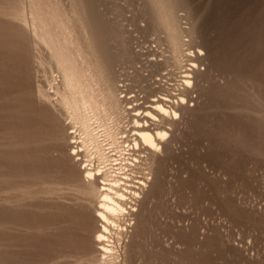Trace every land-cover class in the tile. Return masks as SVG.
<instances>
[{"label": "rangeland", "instance_id": "obj_1", "mask_svg": "<svg viewBox=\"0 0 264 264\" xmlns=\"http://www.w3.org/2000/svg\"><path fill=\"white\" fill-rule=\"evenodd\" d=\"M83 1L100 19L116 68L142 67L155 77L134 89L148 100L160 95L154 82L166 70L146 64L171 52L148 1ZM176 1L183 26L195 24L192 50L207 53L194 58L205 68L196 106L169 131L175 143L143 194L142 215L110 227L115 249L103 258L93 245L98 197L81 191L68 135L58 140L63 129L52 125L64 110L36 97L38 85L52 93L59 73L36 62L46 49L4 13L26 0H0V264H264V0ZM180 75L161 87L178 92ZM88 151L83 161L96 159Z\"/></svg>", "mask_w": 264, "mask_h": 264}, {"label": "bare ground", "instance_id": "obj_2", "mask_svg": "<svg viewBox=\"0 0 264 264\" xmlns=\"http://www.w3.org/2000/svg\"><path fill=\"white\" fill-rule=\"evenodd\" d=\"M147 1L157 29L166 34L171 52L165 60L152 59L146 64L153 73L166 70L154 82L161 94L150 100L145 91L134 88L155 75L146 77L142 67L134 72L116 68L108 58L107 40L100 19L92 17L94 11L83 0H26L29 8L24 3L4 11L30 31L36 46L46 49V55L37 49L36 62L59 73V80L49 81L52 93L45 86L38 85L36 97L64 110L61 115L66 116L65 120L52 114V125L58 128L57 131L63 129L60 134L56 132L58 140L67 133V138L64 137L68 139L69 155L80 163L81 184L78 186L82 190H79L98 197L95 218L100 225L94 232L93 245L95 252L103 258L111 256L115 249L108 234L110 227L120 229V222L127 216L142 215L143 194L150 183L158 179L164 160L162 156L167 155L175 143L176 138L169 131L179 125L181 112L191 111L196 106L191 102L197 97L194 94L199 89L198 79L205 68L194 58L207 59L203 48L192 50L195 24L191 22L190 27L183 26L185 18L180 15L176 0ZM186 37L190 38L186 40ZM184 63H189L188 67ZM178 71L181 74L178 92L161 87L162 78L169 82ZM23 140L29 157L30 134ZM88 150L97 159V167L90 155L89 165L86 159L83 161ZM135 224L136 221L132 226Z\"/></svg>", "mask_w": 264, "mask_h": 264}]
</instances>
